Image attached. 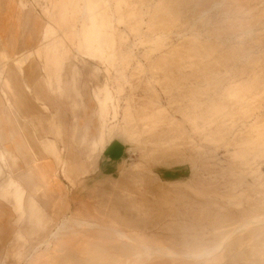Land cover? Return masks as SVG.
Instances as JSON below:
<instances>
[{"label":"rangeland","instance_id":"obj_1","mask_svg":"<svg viewBox=\"0 0 264 264\" xmlns=\"http://www.w3.org/2000/svg\"><path fill=\"white\" fill-rule=\"evenodd\" d=\"M22 1L48 26L31 63L81 66L102 116L93 142L105 128L125 153L94 175L99 152L79 159L90 132L77 118V181L93 172L2 264H264V0ZM84 221L99 225L77 230Z\"/></svg>","mask_w":264,"mask_h":264},{"label":"crops","instance_id":"obj_2","mask_svg":"<svg viewBox=\"0 0 264 264\" xmlns=\"http://www.w3.org/2000/svg\"><path fill=\"white\" fill-rule=\"evenodd\" d=\"M25 8L22 0H0V176L8 172V180L0 185V264L7 243L37 234L46 226V211L66 202L67 191L93 172L91 167L89 175L77 181L71 153L77 118L90 132L88 145L76 148L79 159L99 152L94 175L111 176L125 153L120 142L107 143L105 128L103 146L93 142L97 136L101 140L102 116L81 66L66 63L58 72L49 68L61 77L58 80L44 60L43 69L31 63L33 58L41 60L36 53L46 44L48 26ZM28 57L32 59L26 63ZM75 84L78 95L72 91ZM71 216L61 219L48 239ZM23 222L28 233L20 229ZM14 256L19 261L23 254L16 251Z\"/></svg>","mask_w":264,"mask_h":264},{"label":"bare ground","instance_id":"obj_3","mask_svg":"<svg viewBox=\"0 0 264 264\" xmlns=\"http://www.w3.org/2000/svg\"><path fill=\"white\" fill-rule=\"evenodd\" d=\"M50 52V51H49ZM43 58V57H42ZM47 58H48V60H53V61H55V63H56V66H57V72H58V70L60 71V69L62 68V66H63V64L64 63H62L61 62V60L58 58V57H56L55 55H53V54H48V55H46V57H45V59L47 60ZM32 58L31 57H28V58H26V63L29 61V60H31ZM95 222V221H94ZM66 222H64L63 223V225L62 226H60V231L62 230V229H64L65 227H66V224H65ZM94 225H96V223L94 224V223H92V222H86V221H84V222H79V223H75V227H76V229L77 230H79V231H90L93 227H96V226H98L99 224H97L96 226H94ZM112 227V226H111ZM111 227L109 228V230L111 229ZM247 227V226H246ZM246 227H244V228H246ZM97 228H100V226L99 227H97ZM115 228V227H114ZM68 229V228H67ZM58 230V231H59ZM112 231L114 232V235L116 236V237H118L117 239H122V238H126V236L124 235V233H122L121 231H119V228H118V230H117V228L116 229H112ZM58 234V233H57ZM126 235H127V233H125ZM58 236V235H57ZM113 237V236H112ZM116 240V239H115ZM126 240V239H125ZM124 240V241H125ZM120 241H122V240H120ZM129 241V240H128ZM130 242V241H129ZM134 243V242H133ZM130 245H131V243H130ZM132 246V245H131ZM133 247V246H132ZM145 247V246H144ZM148 247V246H147ZM133 248H135V247H133ZM108 249V248H107ZM143 250V249H142ZM144 253H146V255L144 254V255H142V256H148L147 258H149L150 256H152V255H154L153 254V252H155V254H163V255H170V252H167L165 249H161V250H159V251H156V250H154L153 251V249L151 250V248H146L145 247V249H144ZM141 253V252H140ZM137 254V253H136ZM199 257V256H198ZM205 257V256H204ZM55 262V261H54ZM54 262H51V264H54Z\"/></svg>","mask_w":264,"mask_h":264}]
</instances>
